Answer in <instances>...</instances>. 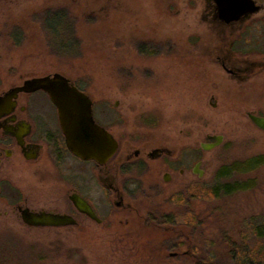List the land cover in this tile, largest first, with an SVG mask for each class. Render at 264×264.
Masks as SVG:
<instances>
[{
	"label": "rangeland",
	"instance_id": "rangeland-1",
	"mask_svg": "<svg viewBox=\"0 0 264 264\" xmlns=\"http://www.w3.org/2000/svg\"><path fill=\"white\" fill-rule=\"evenodd\" d=\"M201 7L194 0H0V81L7 82L10 72L17 77L29 71H59L90 82L96 98L119 100L114 118L124 134H142L147 143L175 153L185 174L179 178L175 173L164 182L161 175L155 178L158 164L153 162L154 171L141 185L146 191L134 202L139 214L175 209L167 200L184 181L212 184L221 166L247 164L250 172L244 170L241 176L251 178L243 180L247 185L229 196L194 201L201 227L182 216L178 224L184 220L192 227L179 225L176 231L196 229L197 249L205 248L212 263L215 258L230 261L235 249L264 258V231L258 240L250 231L264 224V131L246 114L264 115V72L230 78L216 63V41L205 33ZM58 8L70 15L75 52L73 46L68 51L51 48L58 27L52 36L46 33L42 15ZM140 45L143 51L151 46L157 51L141 56ZM207 135H220L222 140L202 149L199 144ZM196 161L204 170L200 182L190 172ZM137 217L125 232L116 221L109 229L90 226L55 233L52 239L62 240L58 247L42 233L18 227L14 219L1 221L0 264H159L155 239L144 227L137 228L142 224ZM151 221L152 225L153 217ZM6 241H11L8 248L3 246Z\"/></svg>",
	"mask_w": 264,
	"mask_h": 264
},
{
	"label": "flooded vegetation",
	"instance_id": "flooded-vegetation-1",
	"mask_svg": "<svg viewBox=\"0 0 264 264\" xmlns=\"http://www.w3.org/2000/svg\"><path fill=\"white\" fill-rule=\"evenodd\" d=\"M194 1L202 4L201 19L207 27L206 35H213L216 41L212 46L216 63L230 78L241 80L264 72V0ZM224 4L231 8L228 12L221 10ZM58 12L68 16L67 24L71 22L66 10L58 8ZM142 49L140 45L138 53L146 57L157 51L153 46L147 51ZM53 73L63 75L69 85L87 96L93 120L116 140L117 149L106 161L99 163L73 154L66 145L57 108L47 93L40 89H23L25 81ZM53 73L40 75L29 71L27 75L16 77L10 72L7 82L0 81V97L4 99L0 104V226L1 221L14 219L18 227L44 234L47 242H54L58 247L62 240L55 237L53 240L55 233L79 232L80 227L90 226L109 229L116 221L123 225L120 230L125 232L123 229L139 216L142 224L137 228L144 227L145 233L155 239L153 246L157 248L159 264H212L205 248L197 249L200 241L196 229L176 231L179 225L185 226L177 224L174 217L180 211L154 209L151 225L147 224V219L152 212L139 214L135 207L139 192L146 191L141 187L144 178L151 169L154 171L153 162L158 164L155 178L161 175L164 182L172 180L175 173L179 178L185 174L176 154L166 146L147 143L142 134H124L119 128L120 120L114 118L115 109L120 105L118 99L111 102L105 97L96 98L90 82L73 79L59 71ZM212 136L215 135H207V141L202 143H213ZM199 145L201 147V143ZM200 166L201 161H196L190 169L199 182L204 173ZM194 181L182 182L179 190ZM75 198L81 200L93 216L80 211ZM23 212L68 216L73 223L31 225L23 221ZM183 212L194 214L195 225L201 227V219L196 223L200 211ZM10 242L6 241L3 246L8 248ZM116 243L122 244V241Z\"/></svg>",
	"mask_w": 264,
	"mask_h": 264
},
{
	"label": "water",
	"instance_id": "water-1",
	"mask_svg": "<svg viewBox=\"0 0 264 264\" xmlns=\"http://www.w3.org/2000/svg\"><path fill=\"white\" fill-rule=\"evenodd\" d=\"M221 3L222 0H217ZM231 9L227 4L222 11ZM23 89L27 91L43 90L57 108L59 123L65 137L68 149L81 159H93L102 163L110 158L117 149V142L110 133L95 123L92 117L91 102L85 94L69 85L68 79L59 73L25 81ZM8 98V95H7ZM0 97V102L3 101ZM2 104V102L0 103ZM248 118L259 129L264 130V116L248 113ZM213 143H201V148L209 150L220 144V135L212 136ZM75 204L80 211L93 216L90 210L75 198ZM22 219L31 225H60L73 223L68 216L52 215L48 213L23 212Z\"/></svg>",
	"mask_w": 264,
	"mask_h": 264
},
{
	"label": "trees",
	"instance_id": "trees-1",
	"mask_svg": "<svg viewBox=\"0 0 264 264\" xmlns=\"http://www.w3.org/2000/svg\"><path fill=\"white\" fill-rule=\"evenodd\" d=\"M43 19V25L45 27L46 33H50L52 36V29L58 27L59 34L56 37H51L50 44L53 46L51 47L53 50L57 51H68L67 48H70V46H73V49H71V52H75L76 50V40L72 39L73 31L71 28V23L69 22L67 24L65 19H69L68 16H64L58 10L56 11H50L45 12L42 15ZM67 32L68 35L64 36V33ZM72 35V36H71ZM247 164H245L246 166ZM243 164L238 165L236 162H232V164H227L224 166H221L214 175V180L212 184H204V183H197L193 182L190 186L187 188H181L178 192L171 195V197L167 200V205L171 207H175V209H192L196 210L194 207V201H198V199H201L199 201H208V199H214L221 196H229L240 190V186L243 184H248L249 182H245L243 180L251 179L250 177L242 179L241 176L245 171H249ZM245 170V171H244ZM240 175V176H239ZM227 181H230L231 183H226ZM156 209V208H154ZM151 209L152 213L149 214V217L147 219L148 223L151 224L152 220V214L153 210ZM185 216L187 218H192L193 221L191 222L193 225L194 223V214H182L177 213L174 217L178 220L180 218ZM191 223L182 222L185 226L192 227ZM251 226V224H249ZM251 233L253 234L256 239H260L259 235L262 234L264 231V224L257 225L256 229L250 228ZM249 238V237H248ZM244 240V239H243ZM227 248H229L228 244H225ZM233 250V247H232ZM240 251V249H238ZM241 252V253H240ZM237 252L236 249L234 252L229 253V260H224L223 262H219L215 258V262L212 264H264V258L260 257L259 255H252L250 252H243L240 251ZM262 255V254H261Z\"/></svg>",
	"mask_w": 264,
	"mask_h": 264
}]
</instances>
